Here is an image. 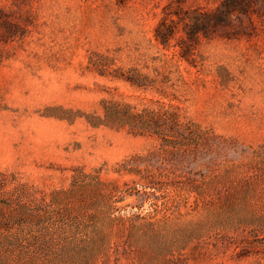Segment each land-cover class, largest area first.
<instances>
[{
  "label": "rangeland",
  "instance_id": "obj_1",
  "mask_svg": "<svg viewBox=\"0 0 264 264\" xmlns=\"http://www.w3.org/2000/svg\"><path fill=\"white\" fill-rule=\"evenodd\" d=\"M221 1L0 0V264H264V7L154 37Z\"/></svg>",
  "mask_w": 264,
  "mask_h": 264
},
{
  "label": "trees",
  "instance_id": "obj_2",
  "mask_svg": "<svg viewBox=\"0 0 264 264\" xmlns=\"http://www.w3.org/2000/svg\"><path fill=\"white\" fill-rule=\"evenodd\" d=\"M256 5L264 7V0H222L213 10L195 8L186 9L182 11V14L174 13L177 16V21L171 19V13H167L156 27L154 37L162 47L167 48L169 40L174 36L177 24L180 23L185 37H182L177 43L181 50L180 56L187 59L193 55L192 50L201 39L209 41L215 36H223L225 31L232 27L233 21H239L241 16L249 17L251 13L257 14L254 9ZM0 15L9 17L1 12ZM3 26L6 29L7 37H12L18 30V25L9 20H4ZM124 80L136 87L146 86L145 77L140 81L129 77H125ZM116 116L123 125L130 127L131 131L138 134L150 132L164 135L165 127L175 128L178 126L173 115L166 111L154 112L144 109L141 114L130 115L126 110L119 109ZM164 140L168 142L167 139Z\"/></svg>",
  "mask_w": 264,
  "mask_h": 264
}]
</instances>
